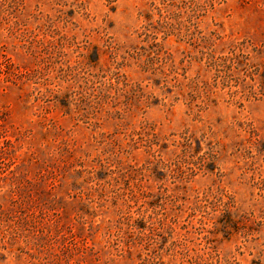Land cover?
Here are the masks:
<instances>
[{
	"label": "rangeland",
	"instance_id": "rangeland-1",
	"mask_svg": "<svg viewBox=\"0 0 264 264\" xmlns=\"http://www.w3.org/2000/svg\"><path fill=\"white\" fill-rule=\"evenodd\" d=\"M0 264H264V0H0Z\"/></svg>",
	"mask_w": 264,
	"mask_h": 264
}]
</instances>
